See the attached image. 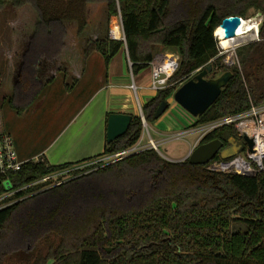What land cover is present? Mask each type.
<instances>
[{"label": "trees", "instance_id": "16d2710c", "mask_svg": "<svg viewBox=\"0 0 264 264\" xmlns=\"http://www.w3.org/2000/svg\"><path fill=\"white\" fill-rule=\"evenodd\" d=\"M99 3L106 4L109 18L121 17L125 41H92L86 59L98 52L109 67L125 47L136 76L159 52L179 56L169 86L142 107L147 124L157 120L162 102L169 109L176 84L207 66L208 79L225 72L232 77L195 127L264 105V0H0V13L30 6L38 16L20 83L8 99L17 115L54 80L43 85L36 70L41 57L61 55L64 23L76 22L81 35L88 5ZM256 14L263 16L261 41L237 50L239 67H224L214 33L228 17ZM143 130L141 116H133L124 136L112 143L106 138L101 155L57 167L39 160L11 174L16 191L72 170L60 186L38 184L4 200L20 201L0 209V264H264V171L256 177L213 173L189 160L168 161L154 149L77 169L136 146ZM214 140L228 148L242 139L234 125L224 126L200 145ZM4 181L0 197L7 193Z\"/></svg>", "mask_w": 264, "mask_h": 264}, {"label": "rangeland", "instance_id": "374dc122", "mask_svg": "<svg viewBox=\"0 0 264 264\" xmlns=\"http://www.w3.org/2000/svg\"><path fill=\"white\" fill-rule=\"evenodd\" d=\"M87 10L88 24L83 33L81 35L77 33L76 22H65V47L61 55L54 60H47L45 56L41 57L38 66H49L51 69L43 79L39 78L40 81L46 83L54 73L59 74L58 70H60V76L45 86L41 99L22 116L17 115L8 106V99L15 88L14 77L17 66L28 43L30 42L31 45V39L35 34L38 16L30 6L19 10L8 9L0 13V132H10L14 137L19 136L23 150L28 149L33 152L42 147H50L47 153L50 165L53 167L78 162V160H70L75 158L70 156L68 147L65 145V141L70 135L85 134L86 138L90 139L100 134L103 143L106 141L107 116L105 108L106 104L109 106L106 100L109 92H101V90L107 88L108 75L113 76V71L117 70V64L119 65L120 61L124 59L122 51L126 52L124 47L114 59L111 67L113 71L110 66H105L103 57L98 52L85 59L84 50L88 44L95 40L110 38L111 30L116 26L121 29L116 28L121 41L124 36L121 17L109 18L105 3L89 4ZM159 54L165 53L159 52ZM65 58H67L68 64L64 63ZM74 65L78 66L76 69L78 72H81L83 68V75L79 80H67V86H65L62 76L66 73L68 75V70L73 71ZM118 73H125L128 82L133 84L130 63L127 69L118 70ZM116 83L118 82L116 81ZM136 84L138 85V83ZM132 92L135 97V116H141L142 107L155 98L157 93L140 88L137 90V98L135 92ZM168 103L170 107L163 116L150 124L146 122V126L143 127L142 144H147L149 137L159 143H162V138H164L163 143L165 144L159 145L158 153L166 160L175 162L176 159L188 152L189 144L195 143L197 135L189 134L181 140H173V138L180 132H195L196 129H193L192 126L197 122V119L175 103L173 95L168 99ZM158 134L166 136L161 137ZM57 136L56 141L51 143ZM225 152V150H221L218 157L223 158ZM95 163L91 162L77 169ZM4 186L7 190L9 189V184L6 183Z\"/></svg>", "mask_w": 264, "mask_h": 264}, {"label": "built area", "instance_id": "2783aa9c", "mask_svg": "<svg viewBox=\"0 0 264 264\" xmlns=\"http://www.w3.org/2000/svg\"><path fill=\"white\" fill-rule=\"evenodd\" d=\"M251 18L252 17H250L249 19H243V23L238 28L234 38L226 40L224 38V32L222 29H220V27L218 28V30L222 31V35H218V30H216V32L214 33V37L217 41L219 50L218 56L222 58L224 67L228 69L239 67L240 64L237 56V50L243 46L261 41L260 29L263 23V16L258 17L255 21H251ZM115 28L121 30L119 26H116ZM115 28L111 30L110 39L116 41L121 40L120 34L119 36H116ZM122 41H125L124 36ZM223 43H226V45H224ZM178 68V55H157L151 64V82L149 86L150 90L157 93L167 88L169 86V80L175 74ZM200 70H198L196 73H198ZM176 85H179V87H177L178 89L183 85V83H179ZM131 88L135 92H137L138 90V88L134 84L131 86ZM142 121L143 127H145L146 120L144 117L142 118ZM232 125L236 127L238 135L243 141L245 137L253 141V148L250 150L247 146L245 151L234 156L232 160H224L221 158L217 159V155L213 160L206 164L207 170L219 174L256 177L259 173L264 171V105L260 107L252 105L251 109L246 113L226 116L198 127H194L193 125V129H196L195 132H180L176 134L173 140H181L189 134L197 135L195 143L190 148V154L195 148L200 145L201 141L209 133L224 126ZM142 138H144V132L142 134L141 140L136 146L124 152L98 160L95 164L100 162H103L105 164L115 163L123 160L124 158H127L130 155L137 154L148 149H154L158 152L159 145L164 144L163 142L165 141L163 140L162 143H159L155 142L151 137H149V142L143 145ZM38 161L39 160L22 161L19 158L15 141L11 134L5 131L0 132V178H3L5 180L4 184H9L7 193L4 196L0 197V209L19 202L20 200H14L13 202L2 204L4 200L9 199L10 197L15 196L17 193L32 186L46 183H51L49 184V187H57L62 185L63 183H65V180L60 179L64 178L69 172L72 171L68 170L52 176H47L20 190L12 191V187L10 184V175L20 172L21 168L25 164ZM49 187H45L43 190H47Z\"/></svg>", "mask_w": 264, "mask_h": 264}, {"label": "water", "instance_id": "95a60500", "mask_svg": "<svg viewBox=\"0 0 264 264\" xmlns=\"http://www.w3.org/2000/svg\"><path fill=\"white\" fill-rule=\"evenodd\" d=\"M258 17H262V14H256L251 18V21H255ZM242 23L243 19L237 16L224 19L220 25V29H222L224 32V38L226 40L234 38L238 28ZM29 46L30 42L27 45V49L22 54V59L17 66L16 75L14 77V87L20 81V76L22 74V68L24 65L23 58L26 55V52L29 50ZM131 66L132 64L130 63V67ZM211 71V66L201 69L193 79L184 83L173 94L174 102L196 119L204 115L206 111L216 102V100L221 95L222 90L228 85L232 77L231 72H225L215 79H208L207 77ZM166 108V103L162 102L156 111V119H159L162 116ZM141 117H144L143 112L141 113ZM132 120V115L115 113L110 114L107 120V142L112 143L124 136L127 133ZM244 141L251 150L253 148V141L247 137L244 138ZM223 147V143L219 140H214L207 144L199 145L182 161L189 160L191 165H206L219 154ZM226 153L227 151L223 155L224 158L234 156L226 155Z\"/></svg>", "mask_w": 264, "mask_h": 264}, {"label": "crops", "instance_id": "0c3cea01", "mask_svg": "<svg viewBox=\"0 0 264 264\" xmlns=\"http://www.w3.org/2000/svg\"><path fill=\"white\" fill-rule=\"evenodd\" d=\"M66 47H67V45H66ZM122 50L123 49H121V51ZM124 51L125 50L122 51L123 52L122 54L124 56V59L120 61V64L119 65L117 64V70H114L113 71V69L111 67H112V63H113L114 59L117 57V55L120 52L111 60L109 66H110L111 70L114 73H113V76L112 75L111 76L108 75L107 82L109 84L107 85V88H103L101 90V92L102 91L109 92V95L106 97V100L108 101V104H109V106H107V104H106V108H105V112H106L105 114H106V116L108 114H113V113H115V114H127V115H132V116H135L136 115V113H135V103H134V98L135 97H134V94L132 92L134 90L131 88V86L133 84L138 89L141 88V89H144L145 91L148 90L150 92H153L149 88L150 82H151V67L148 68V69H146V70H144V71H141L140 73H138L137 74V77H135L132 74V71H131V74L133 76V84L130 83V82H128L127 75L125 73L124 74L118 73V70L123 71V69H127L128 64H129V59H128L127 51L126 52H124ZM162 52H164L167 55H177V53L174 52L173 50L172 51L167 50V51H162ZM84 61H86V60H84ZM66 62H67V58H65V62L64 63H66ZM66 64H68V62ZM84 64H85V62H84ZM71 65L73 66V63ZM40 68H39V71H38V75L37 76L39 78H42L43 79V77L45 76V74L49 72V69L48 70H41ZM73 68H75L73 71L72 70L71 71L68 70V75L66 73V75L62 76L63 79H64L65 86H67L66 85L67 84V80H69V79H72L73 81H75L77 79L79 80V79H81V76L83 75V72H84L83 71V68H82V71L81 72H78L76 70L78 68L77 65H74ZM146 73H148V74H146ZM41 74H44V76L41 77ZM59 76H60V73L58 75L56 73H54L53 76H52V78L55 79V78H57ZM50 79L51 78H49V80ZM146 80H149V81H146ZM48 81H46V83ZM116 81L118 83H116ZM46 83L45 82H42L43 85H45ZM136 83H138V85ZM135 95L138 98L137 92H135ZM139 102L140 101L138 100V103ZM139 105L141 106L140 103H139ZM25 113L23 115H25ZM107 120H106V131H107ZM9 134H10V132H9ZM99 135L100 134H97L96 137H91L90 139H87L85 134H81L80 135L79 133H76L74 135H70L66 139V141H65V145L68 147L70 156H72V157L75 158V159H70V160H78V162H80L82 160L95 157V155L98 154V153H100V152H101L100 153V155H101L103 153V151H104L105 142L103 143V138L100 139V136ZM158 135H161V134H158ZM11 136L14 138L15 145H16V149H17L19 158L22 161L46 160L50 164V161H49V158H48V153H47L48 152V149L50 147H48V146L42 147L38 151H33V152L30 151V150H28V149L27 150H23L22 143H21V140H20L21 138L19 136L14 137L12 134H11ZM162 136H166V135L163 134V135H161V137ZM57 138H58V136L51 143H54ZM163 140H164V138H162V141ZM191 147H192V145L189 144L188 152L184 156H182L181 158L176 159V161L178 162V161L184 160L188 156V154H189V152L191 150L190 149ZM25 151H28V152H25Z\"/></svg>", "mask_w": 264, "mask_h": 264}, {"label": "flooded vegetation", "instance_id": "af4514ba", "mask_svg": "<svg viewBox=\"0 0 264 264\" xmlns=\"http://www.w3.org/2000/svg\"><path fill=\"white\" fill-rule=\"evenodd\" d=\"M27 53V52H26ZM25 57V56H24ZM24 64H25V61H24ZM24 66V65H23ZM39 68H40V66L39 67H37V70H36V74L38 75V71H39ZM41 70H50L51 68L49 67V66H42L41 68H40ZM22 71H23V68H22ZM57 72H59V70L57 71ZM43 73V72H42ZM22 75V74H21ZM36 75V78H37V80H39L40 81V79H39V77ZM41 76L43 77L44 76V74H41ZM20 78H21V76H20ZM41 82V81H40ZM19 83H20V81H19ZM18 83V84H19ZM42 83V82H41ZM17 84V85H18ZM16 85V86H17ZM15 86V87H16ZM234 145H236V146H234ZM246 148H247V143L245 142V141H243V140H240V141H234V142H232L231 143V145L228 147V148H223V149H221V150H225V151H227V153H226V155H236V154H240V153H242L243 151H245L246 150ZM238 149V150H237ZM220 150V151H221ZM240 150V152H238Z\"/></svg>", "mask_w": 264, "mask_h": 264}, {"label": "bare ground", "instance_id": "6f19581e", "mask_svg": "<svg viewBox=\"0 0 264 264\" xmlns=\"http://www.w3.org/2000/svg\"><path fill=\"white\" fill-rule=\"evenodd\" d=\"M117 29L115 28V34H116V36H118V34H117ZM218 32V35H222V31H220V30H218L217 31ZM119 33V32H118ZM224 45H226V43H223Z\"/></svg>", "mask_w": 264, "mask_h": 264}]
</instances>
